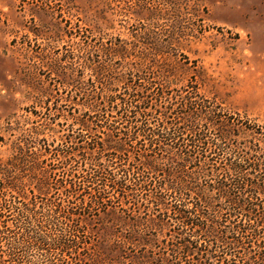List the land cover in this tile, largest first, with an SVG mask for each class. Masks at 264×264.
Returning <instances> with one entry per match:
<instances>
[{
	"label": "rangeland",
	"instance_id": "374dc122",
	"mask_svg": "<svg viewBox=\"0 0 264 264\" xmlns=\"http://www.w3.org/2000/svg\"><path fill=\"white\" fill-rule=\"evenodd\" d=\"M128 73L140 75L138 85L155 82L172 102L196 93L230 123V147L250 146L264 167V0H0V159L19 142L24 148L32 131L39 133L33 138L37 148L39 139L58 145L67 134L76 136L74 118L89 112L85 97L98 101L122 93L120 77ZM156 104L163 109L166 101ZM111 115L120 131L128 129L118 114ZM119 135L117 141H124ZM261 178L264 170L251 172L255 182ZM252 202L263 226L256 228L259 242L246 255L259 264L264 196ZM95 214L86 209L88 224H81L94 248L88 258L80 252L75 259L85 264L173 259L166 231L149 230L143 220L134 222L113 208ZM247 224L255 228L253 221ZM242 253L235 264H241Z\"/></svg>",
	"mask_w": 264,
	"mask_h": 264
},
{
	"label": "trees",
	"instance_id": "16d2710c",
	"mask_svg": "<svg viewBox=\"0 0 264 264\" xmlns=\"http://www.w3.org/2000/svg\"><path fill=\"white\" fill-rule=\"evenodd\" d=\"M141 80L128 73L120 77L122 93L85 97L89 112L74 118L76 136L58 145L39 139L37 148L32 131L24 148L19 142L0 159V264H85L73 256L88 258L94 248L81 226L88 224L85 211L98 217L110 208L166 231L173 257L167 264H235L242 252L237 261L252 264L246 254L263 226L252 202L264 196V178L251 179L264 170L257 151L232 149L230 123L196 93L172 102L155 82ZM112 112L128 129L119 130Z\"/></svg>",
	"mask_w": 264,
	"mask_h": 264
}]
</instances>
